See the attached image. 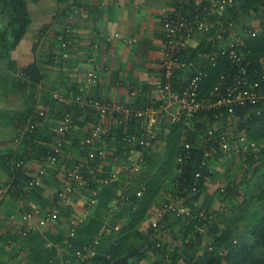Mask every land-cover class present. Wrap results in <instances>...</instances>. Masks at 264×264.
Masks as SVG:
<instances>
[{
	"label": "crops",
	"instance_id": "obj_1",
	"mask_svg": "<svg viewBox=\"0 0 264 264\" xmlns=\"http://www.w3.org/2000/svg\"><path fill=\"white\" fill-rule=\"evenodd\" d=\"M172 2L28 0L31 22L26 36L7 52L4 37L9 42L14 40L13 18L7 0L0 2V187L16 186L0 202V264H84L90 257L89 244L96 237L101 239L95 255H106L110 232L120 227L129 210H122L118 204L121 193L127 192L129 180L121 176L127 153L123 146L113 144L120 141V125L112 116L106 122L111 126L104 142L108 155L87 172L90 185L77 186L62 219L54 224L35 220L36 229L23 236L21 230L29 223L22 218L24 212L55 207L66 169L82 153V140L92 127L88 111L75 108L76 127L69 134L65 154L57 164L49 165L42 183L30 185L29 179L40 164V152L49 144L67 109L54 100V90L66 93L84 85L87 73L95 69L99 80L88 87L95 96L125 104L137 101L139 105L158 97L166 37L163 19ZM251 16H258L262 22L259 15ZM67 26L72 27L73 34L68 45L63 46L58 36ZM199 39L196 36L194 43ZM34 61L43 72V80L35 90L32 85H23L19 76ZM29 107L37 112L44 108L47 115L39 117L34 139L27 147L29 139L25 134L32 118L23 120ZM39 146L44 147L39 150ZM111 153L114 157H110ZM135 153L136 149L130 151L131 155ZM9 160H23L27 165L18 169L7 163ZM111 170L119 171V178L103 184L100 178ZM92 196L96 197L95 203H90ZM71 212L85 218L75 237L69 235L67 216ZM109 228L111 231H107ZM71 241L87 252L81 253Z\"/></svg>",
	"mask_w": 264,
	"mask_h": 264
},
{
	"label": "built area",
	"instance_id": "obj_2",
	"mask_svg": "<svg viewBox=\"0 0 264 264\" xmlns=\"http://www.w3.org/2000/svg\"><path fill=\"white\" fill-rule=\"evenodd\" d=\"M163 25L166 31L164 58L162 60L163 72L160 81L158 97L144 105L137 101L125 104L116 100H108L95 96L89 92V86L96 84L99 73L92 69L87 73V83L80 85L66 93L59 90L53 91V98L61 105L67 106L62 113L58 128L51 138L46 150L39 155V166L29 179L30 185H40L48 172L49 165L57 164L65 154V147L69 134L75 130L76 120L71 108H79L88 111L93 118L90 132L82 140V153L76 156L75 161L66 169L64 184L58 191V198L54 208L42 210L36 208L23 213L22 218L29 223L21 230L23 236L32 233L37 220L40 224H54L62 219L64 208L69 205L72 193L77 186L90 185L87 172L99 159H105L108 155L104 142L111 131L107 124L108 117L112 116L118 125L125 124L131 117L141 119L139 131L127 133L123 136V147L128 144H136L137 141L147 148L152 141L160 135L159 121L167 113H170V123L185 120L188 129L198 132L204 151V157L200 160V168H213L211 158L218 150L235 149V142L240 150L247 156L258 153V143L254 139L247 138L244 134L234 140L229 130L224 126V120L229 117L242 118L237 110L244 111V116H250L253 110H264V59L261 60V68L255 66L249 56L241 50L242 42L249 34L255 35L258 30L246 28V32L233 33L228 25L235 21L230 14L231 8L236 6L237 0H172ZM264 12V5L262 8ZM228 15V17H227ZM230 19V20H229ZM229 20V22H228ZM226 21V22H225ZM73 29L67 26L58 36L61 44L67 46L72 37ZM199 36V41L194 40ZM205 41L198 58H187L183 51L187 46L197 47ZM223 56L230 58L232 67L220 75V78L210 94L200 95L202 82L210 75V70L219 64ZM255 74H258L254 77ZM23 81H29L30 75L21 71ZM184 76L186 84L179 87L175 83L177 76ZM173 106L174 110L170 111ZM214 118L207 127L195 128L193 119L203 115L209 121L210 115ZM47 110L38 111V117H45ZM38 121H31L26 130V136L32 142L33 134L37 129ZM188 129L186 131H188ZM182 149L178 154L179 170L193 158L194 144L185 136L181 143ZM126 151V149L124 150ZM7 163L14 167H24L27 162L23 160H9ZM139 161L132 163L133 169L140 168ZM117 170H111L100 178L103 184L119 178ZM15 185H2L0 187V202L8 191L15 189ZM167 199L162 203L158 216L152 225L159 238L167 232L161 229V222L168 214L184 215L188 219L195 217L191 208L184 203L175 191L168 193ZM96 197L92 196L90 203H95ZM70 224L69 235L75 237L79 226L85 221L83 215L71 212L67 216ZM111 231V229H107ZM96 237L89 245L90 256L95 255L96 247L100 242ZM162 245L161 239L157 242Z\"/></svg>",
	"mask_w": 264,
	"mask_h": 264
},
{
	"label": "trees",
	"instance_id": "obj_3",
	"mask_svg": "<svg viewBox=\"0 0 264 264\" xmlns=\"http://www.w3.org/2000/svg\"><path fill=\"white\" fill-rule=\"evenodd\" d=\"M2 0H0L1 2ZM58 1H66V0H58ZM264 5V0H237L236 6L231 8L230 14L232 16H236L238 13L241 12H247L251 15H264V12L262 11ZM7 7L11 10L12 13V24L14 27L13 35L14 40L9 42L6 36L4 37L5 41V50L6 52L9 51L11 46L17 45L25 36L27 33V29L31 22V17L28 10V0H7ZM262 13V14H261ZM261 17V16H260ZM261 28L260 31H258L255 35L249 34L246 36L242 42L241 50L244 51L249 58L253 61L255 66H259L261 68V60L264 59V18L262 19L261 24L259 25ZM249 28H254L253 26L249 25ZM258 28V27H257ZM255 28V29H257ZM258 30V29H257ZM6 35V34H5ZM205 45V41H202V43L197 47H190L187 46L184 51L183 55L187 58H198L200 51L203 49V46ZM162 64V62H161ZM162 69H163V65ZM232 67L230 58L228 56H223L220 59V62L217 66L212 67L210 70V75L204 79L201 85L200 89V95L201 96H207L210 94L211 90L214 88V86L217 84L220 75L227 70H229ZM22 71H25L27 74L30 75L29 81H23L22 76H20L21 80L23 81V85L28 86L32 85L33 90H35L38 87V84L41 83L43 80V72L42 68L39 65L37 61L32 62L29 66H27ZM258 74H255L254 77H256ZM175 83L179 87H183L186 84V81L183 80V76L179 75L175 79ZM34 93V91H33ZM53 96V95H52ZM36 99V95H35ZM139 101V100H138ZM144 105V104H140ZM73 111L75 108H71ZM78 110H82L79 108H76ZM34 113V114H33ZM237 113L242 114V118L240 119V128L244 129L247 133V136L249 139H254L257 141H260L264 139V110H253L251 112L250 116H244V111L237 110ZM32 115V116H31ZM213 114L210 115L209 121L207 118H205L203 115H199L196 118L193 119V123L195 128L199 127H207L210 122L214 120L212 117ZM75 116V115H74ZM32 118V121H38V112L36 108L29 107L24 113V122L29 121V119ZM141 125V119L138 117H131L126 121L125 124L120 125L117 130L119 131V139L120 141L123 140V135L125 133H133L138 131L139 127ZM187 128L186 124L183 123V121L176 122L174 124H171L168 131H166L168 144H171L173 140H175L177 147L176 151L177 154L180 153L182 146V139L185 138V136H188L189 140L194 144L193 153L194 156L192 159L187 162V164L184 166L181 175L180 180L182 183V188L180 189H173L171 186H165V191L168 193L170 190L175 191L181 198L187 197L188 203H185L188 205L192 213H197L196 209L193 208L194 202L199 201L202 197L204 189L207 187V178L214 175V168H203L202 173L200 175H197V171L200 168V160L204 157V151L200 147V137L198 132L192 129H188V131H185ZM185 128V129H184ZM178 131V132H177ZM177 133V135H175ZM35 134H33L34 136ZM33 138V137H32ZM34 139V138H33ZM160 139V135L156 138V140ZM182 140V141H181ZM30 140L26 141L27 147H29L28 143ZM181 142V143H180ZM34 144V143H33ZM32 144V146H33ZM180 144V147H179ZM235 149L238 147V143L235 142ZM121 148L123 146V142L121 145H119ZM44 146H39L38 149L40 150ZM139 147H142V143L139 144ZM47 148V145L45 149L43 148L42 154ZM124 151V148H123ZM239 155H242V152L238 150L237 152ZM264 148L263 151L261 150L258 153H252L249 154L247 157V161L250 165H257V169L262 168V164L264 165L263 159L261 160V164H257V161L259 160V157H264ZM220 153H216V157H220ZM146 163L149 160V155L146 154ZM176 165H179L180 163L178 160L176 161ZM177 167V166H176ZM18 169H21L20 167H16ZM177 171V169H176ZM177 174V173H176ZM173 177V176H172ZM234 188V187H233ZM232 187H230V190H233ZM161 189L158 186L156 178H152L147 183V188L144 196L140 199L137 196L133 195L132 198H134V204L132 208L133 215H137L136 219H138L140 222H143L146 220L149 215L150 211L153 209V213L155 214V218L158 216L159 209L154 206V203L146 204L147 200L157 197L159 194V191ZM191 194V197L189 196ZM167 195V194H166ZM189 197V198H188ZM260 202H262V210L260 211L261 215L260 217H257L255 223H253V228L251 230V240H247L244 243H237L234 241L233 235L234 230L233 228H228L229 225L225 228H221L220 225H212L211 231L216 235L215 240L212 242V244L207 245L205 247V252L200 253L198 258H192L189 260L186 264H264V254L258 255L256 253L257 247H260L264 250V187L261 188V190L258 192V194L255 197ZM167 198H164V201ZM163 201V202H164ZM162 202V203H163ZM162 205V204H161ZM173 214H168L166 216L167 220H164L161 222L162 228L166 229L167 231L171 227L172 224L168 222L170 217H172ZM178 219H180L185 226L188 227V231H198L197 228L194 229L195 222L197 220H190V222H186L184 218H187L184 215H174ZM154 218V219H155ZM165 218V219H166ZM153 222V220H152ZM151 222V225H152ZM200 226H203V223H201ZM130 225H123L118 230L113 229L109 234V245L108 249L106 251V255H95L90 256L85 260L84 264H112L113 261L117 258H121L125 256L126 254H129L131 252H134L133 256L136 255L138 258L141 250L140 247L144 245V243L148 242L151 244L149 247L156 251L159 255H165L166 250L164 248V245L158 246L157 242L159 239V235L157 234V231L153 227V225L150 227L149 232L148 230L146 232L136 229L135 234L130 232ZM153 235V238H149V234ZM201 234L198 232V237H200ZM72 245L76 247L77 250H79L81 253H86L87 251L83 248V246H80L76 241H71ZM178 257H175L174 260H177ZM176 264V263H173Z\"/></svg>",
	"mask_w": 264,
	"mask_h": 264
},
{
	"label": "rangeland",
	"instance_id": "obj_4",
	"mask_svg": "<svg viewBox=\"0 0 264 264\" xmlns=\"http://www.w3.org/2000/svg\"><path fill=\"white\" fill-rule=\"evenodd\" d=\"M260 16L259 18L262 20L264 15ZM256 17L251 16V14L247 12L238 13L233 17L235 21H232V23L228 25L229 30L233 33L239 32L241 34L244 31L246 32V28H249L250 25L254 28L258 27L257 29L260 31L261 28L259 25L261 22L259 23ZM173 108L174 107L171 106L170 111H173ZM170 116L171 114L167 113V116L164 115V117L161 118V121H159L161 132L160 139H154L152 144L147 146V148L143 146L139 147L140 141H137L136 144H128L126 147H123L124 150L126 149L127 154L123 157L127 159V163L125 162L123 170L120 172L121 176H126L129 181L126 184V187L128 186L126 189L127 192L125 193L124 191L121 193L122 195L119 196L118 204L121 205L122 210L125 208L129 210L125 216V221H122L119 228L125 224L130 225V232L133 234H135L136 229L144 232L148 230L149 232L152 226L151 222L155 218L152 209L149 212V217L143 222L136 219L137 215H133L134 213L131 211L134 204L133 195L139 196L138 198L141 199L146 192L147 183L155 177L161 190L156 198L153 200L148 199L146 204L151 205V203H154V206L160 209L164 198H167L169 195L168 193L171 191L166 193L165 186L173 187L172 190L182 188L180 180L181 171L178 165H176V161L178 160L176 151L177 144L175 140H173L171 144L167 143L166 131H168L171 125ZM182 121L185 123L184 119ZM240 122V120L232 116L224 120V126L229 130L231 138L234 140H236L238 136L240 137L241 134H244L248 138L246 131L240 128ZM186 126L187 128H184L185 131L188 129V125ZM175 135H177V133H175ZM24 138L25 137H23V139ZM122 142L123 141H115L113 144L121 145ZM257 143L258 152L261 150L263 151L264 139L257 141ZM132 149H136L138 153L131 155L130 151ZM237 152V149H230L227 151L218 150L217 153L221 154L220 157H216L214 154L211 158V164L216 172L214 171V175L206 179L207 187L204 189L202 197L199 201L194 202L193 208L197 210V213L194 215L195 217H192V219L184 218L186 222L197 220L194 229L199 228L198 231L192 230L187 232L188 227L173 215L168 220L172 225L169 230L164 233L162 238V245H164L166 250L165 255H159L156 251H153L149 247L151 244L148 241L144 243L143 247H140L141 253L138 258L136 255H132L125 260V263L186 264L192 258H198L201 252H205V247L212 244L215 240L216 235L211 231V226L215 224L220 225L221 228H225L228 225V228H233V238L237 243L241 244L247 240H251L252 242L253 239H251L250 235L253 223L258 219L257 217H260V211L262 210V202L255 197L261 188L264 187V165L262 164L263 167L257 169V165H250L248 163V156L246 154L242 153V155H239ZM146 154L149 155L147 163ZM111 156L114 157V154L111 153L110 157ZM262 159L264 161V157L260 156L257 164H261ZM134 161L140 162V168L138 170L133 169L132 163ZM132 184H134L133 189ZM81 186L87 187L89 185ZM230 187H234L233 190H230ZM189 196L191 197V194ZM182 198L185 203H188L187 197ZM165 220H167V218ZM201 223H203V226H200ZM117 228L116 230L119 229ZM198 232L201 234L200 237H198ZM149 238H153L151 233L149 234ZM256 253L258 255H263L264 250L257 247ZM175 257H178L177 260H174Z\"/></svg>",
	"mask_w": 264,
	"mask_h": 264
},
{
	"label": "water",
	"instance_id": "obj_5",
	"mask_svg": "<svg viewBox=\"0 0 264 264\" xmlns=\"http://www.w3.org/2000/svg\"><path fill=\"white\" fill-rule=\"evenodd\" d=\"M134 254V252H131L129 254H126L125 256L121 257V258H117L113 261L112 264H126L125 260L129 257H131ZM129 264V263H128Z\"/></svg>",
	"mask_w": 264,
	"mask_h": 264
}]
</instances>
